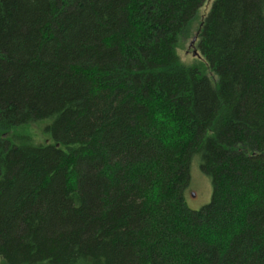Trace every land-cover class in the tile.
I'll return each instance as SVG.
<instances>
[{"label": "trees", "instance_id": "1", "mask_svg": "<svg viewBox=\"0 0 264 264\" xmlns=\"http://www.w3.org/2000/svg\"><path fill=\"white\" fill-rule=\"evenodd\" d=\"M0 264H264V0H0Z\"/></svg>", "mask_w": 264, "mask_h": 264}, {"label": "rangeland", "instance_id": "2", "mask_svg": "<svg viewBox=\"0 0 264 264\" xmlns=\"http://www.w3.org/2000/svg\"><path fill=\"white\" fill-rule=\"evenodd\" d=\"M207 11V6L201 10V14ZM178 55L184 64L191 65L194 59L200 62L199 53L196 47V39L189 38L184 41L178 50ZM33 140L35 143L43 142L45 136H43L37 127H32ZM211 199V185L209 179L204 176L199 170V166L196 161L191 165L189 189L185 196L186 206L193 211L200 210L205 205L209 204Z\"/></svg>", "mask_w": 264, "mask_h": 264}]
</instances>
